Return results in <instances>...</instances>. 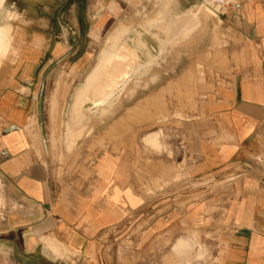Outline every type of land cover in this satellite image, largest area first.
Listing matches in <instances>:
<instances>
[{"label": "crops", "instance_id": "obj_1", "mask_svg": "<svg viewBox=\"0 0 264 264\" xmlns=\"http://www.w3.org/2000/svg\"><path fill=\"white\" fill-rule=\"evenodd\" d=\"M125 1L100 0L99 13ZM203 9L236 40L233 71L166 147L167 133L140 136L122 119L105 149L60 158L32 121L39 53L25 48L0 90V264H264V0H162L156 15L186 32Z\"/></svg>", "mask_w": 264, "mask_h": 264}, {"label": "rangeland", "instance_id": "obj_2", "mask_svg": "<svg viewBox=\"0 0 264 264\" xmlns=\"http://www.w3.org/2000/svg\"><path fill=\"white\" fill-rule=\"evenodd\" d=\"M124 3L122 14L115 16L99 13L106 8L100 0H5L0 10V74L5 71L0 90L7 76L23 70L19 58L25 48L32 50L30 59L34 51L39 53L30 65L37 77L30 83L40 89L32 121L48 126L44 128L56 141L52 151L60 158L105 149V138L109 141L122 130L115 123L122 119H132L129 125H138L140 136L167 133L166 147L177 140L175 122L197 112L203 98L233 71L227 60L236 40L213 10H198L196 20L192 16L186 21L188 30L177 32L169 31L166 16L156 15L162 0ZM91 8L95 12L89 15ZM104 20L106 30L96 38L94 28ZM123 48L134 52L140 68L125 74L109 97L110 105L88 104L85 96L101 66ZM63 137L69 144L62 143ZM78 137L90 144H74ZM162 148L160 155L168 151Z\"/></svg>", "mask_w": 264, "mask_h": 264}, {"label": "bare ground", "instance_id": "obj_3", "mask_svg": "<svg viewBox=\"0 0 264 264\" xmlns=\"http://www.w3.org/2000/svg\"><path fill=\"white\" fill-rule=\"evenodd\" d=\"M113 55L101 66V70L93 82L91 92L85 96V102L88 104L100 105V107L110 105L109 97L114 90H117L116 88L125 78V74L136 72L140 68V63L135 58L134 52L127 48L120 49Z\"/></svg>", "mask_w": 264, "mask_h": 264}]
</instances>
